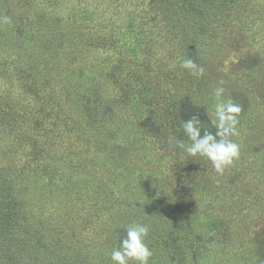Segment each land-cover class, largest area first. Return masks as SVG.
I'll use <instances>...</instances> for the list:
<instances>
[{
  "label": "rangeland",
  "instance_id": "obj_1",
  "mask_svg": "<svg viewBox=\"0 0 264 264\" xmlns=\"http://www.w3.org/2000/svg\"><path fill=\"white\" fill-rule=\"evenodd\" d=\"M157 4L0 0V182L82 264H113L130 224L149 227L148 264H264V0H238L195 47ZM221 79L245 111L222 175L176 147L171 120L178 106L215 133Z\"/></svg>",
  "mask_w": 264,
  "mask_h": 264
},
{
  "label": "trees",
  "instance_id": "obj_2",
  "mask_svg": "<svg viewBox=\"0 0 264 264\" xmlns=\"http://www.w3.org/2000/svg\"><path fill=\"white\" fill-rule=\"evenodd\" d=\"M156 2L157 8L164 15L168 9H174L176 15L174 18L167 16L166 18L170 19L167 23L172 28L176 27L184 31L186 44L195 47L205 40H212L215 35V28L212 25L218 23L221 16L229 14L238 0H156ZM195 58L197 71L200 64L198 57ZM173 84V87L179 89L182 86L177 82ZM191 97L195 98L197 95L192 91L184 90L183 100L186 102V107ZM2 114L0 106V118ZM188 114L189 111L183 116L178 106L172 111L171 120L179 138L187 139L182 121L189 118ZM242 114H245L244 110L240 117ZM204 159L201 157L199 161L204 162ZM12 187L10 182H0V264H27L28 260H32L35 264H82V261H73L76 256L67 253V247H62L59 241L47 239L44 229L31 225L24 203ZM56 250L62 252L57 254ZM55 254L57 255L54 258Z\"/></svg>",
  "mask_w": 264,
  "mask_h": 264
},
{
  "label": "clouds",
  "instance_id": "obj_3",
  "mask_svg": "<svg viewBox=\"0 0 264 264\" xmlns=\"http://www.w3.org/2000/svg\"><path fill=\"white\" fill-rule=\"evenodd\" d=\"M183 68L195 69L192 59L183 61ZM203 70L194 71L199 76ZM224 80L217 82L214 88L216 103L214 105V118H210V126L215 133L209 130L198 115H192L182 121V127L189 143L177 141L176 147L192 157H202L210 161L213 170L222 175L240 156V146L232 139L239 123L242 108L231 100L222 99L225 93ZM126 234L121 238L119 247L112 250L110 259L113 264H148L153 253L145 243L149 227L145 224H130L125 229Z\"/></svg>",
  "mask_w": 264,
  "mask_h": 264
}]
</instances>
